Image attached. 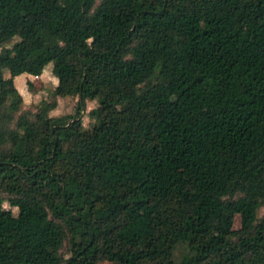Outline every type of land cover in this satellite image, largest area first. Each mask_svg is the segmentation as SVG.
Masks as SVG:
<instances>
[{"label":"trees","instance_id":"16d2710c","mask_svg":"<svg viewBox=\"0 0 264 264\" xmlns=\"http://www.w3.org/2000/svg\"><path fill=\"white\" fill-rule=\"evenodd\" d=\"M261 206L264 0H0V264H264Z\"/></svg>","mask_w":264,"mask_h":264},{"label":"rangeland","instance_id":"374dc122","mask_svg":"<svg viewBox=\"0 0 264 264\" xmlns=\"http://www.w3.org/2000/svg\"><path fill=\"white\" fill-rule=\"evenodd\" d=\"M20 75L15 77L17 83V90L22 96V106L28 109H36L41 101H55V106L48 111L50 115L61 116L75 114V106L77 101V95L73 92L72 88H67V93L64 96L53 95L52 90L55 86V77L51 73V64L48 63L44 66L42 72L37 76L25 77L21 82ZM29 78V79H28ZM111 80V75L104 73L103 81L109 82ZM131 89H129V94H131ZM85 105L80 112V117L85 126H88L90 118L87 114L88 110L93 107L96 102L95 100L85 99ZM3 207L7 211L5 213V218L8 219L9 215L16 212L15 207H10L6 202H3ZM264 210V206L259 208V214ZM239 226V216L234 215L232 227L237 228ZM65 242L60 244V251L64 252ZM187 247L184 243H179L174 253L179 256L186 253ZM99 264H107L106 261H102Z\"/></svg>","mask_w":264,"mask_h":264},{"label":"crops","instance_id":"0c3cea01","mask_svg":"<svg viewBox=\"0 0 264 264\" xmlns=\"http://www.w3.org/2000/svg\"><path fill=\"white\" fill-rule=\"evenodd\" d=\"M18 75H20L22 77L19 82H21L23 79H25V77L37 76V75H31V74H25V73H21V74H18ZM18 75H16V76H18ZM16 76H14V78H13V80L15 82V85H17L16 80H15Z\"/></svg>","mask_w":264,"mask_h":264}]
</instances>
